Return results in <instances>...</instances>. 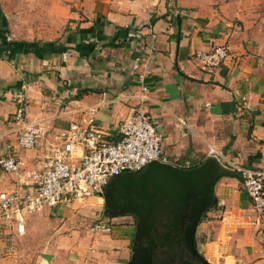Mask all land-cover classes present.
Here are the masks:
<instances>
[{"label":"crops","instance_id":"crops-1","mask_svg":"<svg viewBox=\"0 0 264 264\" xmlns=\"http://www.w3.org/2000/svg\"><path fill=\"white\" fill-rule=\"evenodd\" d=\"M262 2L47 0L48 17L36 23L27 10L19 16L5 10L6 18L0 11V157L16 155L24 168L35 169L78 110L96 105L105 129L115 130L142 106L174 164L198 165L215 147L230 169L264 172V22L257 18ZM3 31L8 40L36 44L8 48ZM219 44H227L231 56L217 70L205 69L196 51ZM146 65L149 100L141 103L139 75ZM21 104L27 120L46 130L31 150L18 146L14 132L13 114ZM15 178L0 167V190L14 189ZM216 192L219 204L197 232L207 237L206 258L264 264V215L241 180L222 178ZM100 223L109 230L93 228L89 252L97 258L91 264H126L134 216L105 215L95 226Z\"/></svg>","mask_w":264,"mask_h":264},{"label":"built area","instance_id":"built-area-1","mask_svg":"<svg viewBox=\"0 0 264 264\" xmlns=\"http://www.w3.org/2000/svg\"><path fill=\"white\" fill-rule=\"evenodd\" d=\"M195 55L205 69L214 71L226 62L231 51L227 44H219L210 50H197ZM150 71L151 66L146 65L144 73L139 75L141 103L149 100L145 81ZM242 104L246 109L251 108L247 97L242 99ZM77 112L79 116L61 127L46 146V155L37 168H24L16 155L0 157V167L16 176L14 189L0 190V229L15 228L19 235H24L27 220L47 207L74 208L88 203L91 197L103 199L107 184L115 176L140 171L152 161L173 163L165 155L163 134L142 106L121 121L115 130L105 129L96 105ZM12 121L16 125L17 144L25 150L34 149L46 133L40 122L27 120L22 104L17 107ZM209 155L230 167L215 147H210ZM232 169L243 173V189L256 212L263 216L264 172L238 165H232ZM95 228L109 230L103 223Z\"/></svg>","mask_w":264,"mask_h":264},{"label":"water","instance_id":"water-1","mask_svg":"<svg viewBox=\"0 0 264 264\" xmlns=\"http://www.w3.org/2000/svg\"><path fill=\"white\" fill-rule=\"evenodd\" d=\"M225 177L243 180V173L212 156L191 167L152 161L140 171L112 178L103 196L105 214L136 218L132 256L126 264H153L158 240L183 247L201 264H214L198 248L197 232L219 204L216 187Z\"/></svg>","mask_w":264,"mask_h":264},{"label":"rangeland","instance_id":"rangeland-1","mask_svg":"<svg viewBox=\"0 0 264 264\" xmlns=\"http://www.w3.org/2000/svg\"><path fill=\"white\" fill-rule=\"evenodd\" d=\"M0 5L5 18L6 11L19 16L23 10L30 12L34 23L48 17L47 0H0ZM257 18L264 22V0L257 9ZM105 209L104 199L91 197L88 203L74 208L47 207L41 218L27 220L24 235L15 228L0 229V264L93 263L97 257L89 252L94 239L92 230L105 218ZM198 241L204 253L207 237Z\"/></svg>","mask_w":264,"mask_h":264},{"label":"flooded vegetation","instance_id":"flooded-vegetation-1","mask_svg":"<svg viewBox=\"0 0 264 264\" xmlns=\"http://www.w3.org/2000/svg\"><path fill=\"white\" fill-rule=\"evenodd\" d=\"M198 248L200 249L199 241ZM153 264H201V262L193 258L183 247L171 244L162 245L158 240Z\"/></svg>","mask_w":264,"mask_h":264},{"label":"trees","instance_id":"trees-1","mask_svg":"<svg viewBox=\"0 0 264 264\" xmlns=\"http://www.w3.org/2000/svg\"><path fill=\"white\" fill-rule=\"evenodd\" d=\"M6 31L1 32V35H3V41L4 44L7 45V47L9 46L10 48H15L17 47L19 44H23L24 46L27 47H32L35 46L36 43H29V42H25V41H13V40H8L6 35ZM13 46V47H12ZM8 47V48H9ZM96 91V90H95ZM98 91V90H97Z\"/></svg>","mask_w":264,"mask_h":264}]
</instances>
